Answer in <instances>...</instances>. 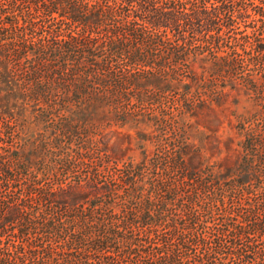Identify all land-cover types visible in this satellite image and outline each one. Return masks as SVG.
Masks as SVG:
<instances>
[{
  "label": "trees",
  "instance_id": "obj_1",
  "mask_svg": "<svg viewBox=\"0 0 264 264\" xmlns=\"http://www.w3.org/2000/svg\"><path fill=\"white\" fill-rule=\"evenodd\" d=\"M0 264H264V0H0Z\"/></svg>",
  "mask_w": 264,
  "mask_h": 264
},
{
  "label": "rangeland",
  "instance_id": "obj_2",
  "mask_svg": "<svg viewBox=\"0 0 264 264\" xmlns=\"http://www.w3.org/2000/svg\"><path fill=\"white\" fill-rule=\"evenodd\" d=\"M235 99L231 96L226 103L213 106L197 119L192 142L202 147V162L220 163L225 167L234 165L239 154L236 124L240 116L254 111L244 99L239 104H235ZM228 140L233 143L227 148L225 142Z\"/></svg>",
  "mask_w": 264,
  "mask_h": 264
}]
</instances>
